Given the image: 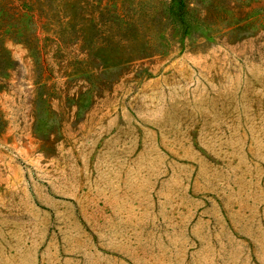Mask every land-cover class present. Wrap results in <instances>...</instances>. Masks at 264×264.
<instances>
[{
  "label": "rangeland",
  "instance_id": "1",
  "mask_svg": "<svg viewBox=\"0 0 264 264\" xmlns=\"http://www.w3.org/2000/svg\"><path fill=\"white\" fill-rule=\"evenodd\" d=\"M0 264H264V0H0Z\"/></svg>",
  "mask_w": 264,
  "mask_h": 264
},
{
  "label": "trees",
  "instance_id": "2",
  "mask_svg": "<svg viewBox=\"0 0 264 264\" xmlns=\"http://www.w3.org/2000/svg\"><path fill=\"white\" fill-rule=\"evenodd\" d=\"M169 13H170L171 17H173L174 19L181 20L180 23H182V16H181L180 8H179L178 4L176 5V9H171Z\"/></svg>",
  "mask_w": 264,
  "mask_h": 264
}]
</instances>
